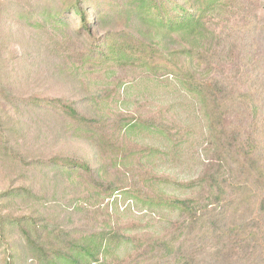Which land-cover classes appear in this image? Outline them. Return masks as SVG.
I'll list each match as a JSON object with an SVG mask.
<instances>
[{
    "label": "rangeland",
    "instance_id": "obj_1",
    "mask_svg": "<svg viewBox=\"0 0 264 264\" xmlns=\"http://www.w3.org/2000/svg\"><path fill=\"white\" fill-rule=\"evenodd\" d=\"M126 1L0 0V118L2 131L22 154L19 161L0 151V222L39 215L49 231L58 232L61 248L72 238L85 242L95 233L114 232L145 246L171 240L175 250L194 253L201 264H264V0H234L230 8H217L211 15L212 47L219 63L190 67L203 83L225 80L236 100L251 95L248 105L237 100L227 117L241 132L244 150L257 148L248 161L241 152L234 158L222 152L197 92L162 72L92 54L107 36L140 28L119 16ZM75 2L84 8L87 30L69 11ZM162 46L190 48L182 39ZM108 47L101 49L110 52ZM53 99L105 119L109 129L103 138L90 139L59 108L47 105ZM129 123L139 126L124 130ZM60 158L89 163L93 176L52 162ZM24 187L34 195L14 196ZM148 197H208L214 203L210 232L204 238L199 229L183 234L180 213L150 206ZM9 228L0 232V264H7L11 251L16 264H31L23 234ZM225 248L235 255L232 262L214 257ZM139 254L126 242L115 253L128 263ZM147 257L141 264H158V258Z\"/></svg>",
    "mask_w": 264,
    "mask_h": 264
},
{
    "label": "trees",
    "instance_id": "obj_2",
    "mask_svg": "<svg viewBox=\"0 0 264 264\" xmlns=\"http://www.w3.org/2000/svg\"><path fill=\"white\" fill-rule=\"evenodd\" d=\"M233 4L234 0H127L124 7L119 10V16L126 19L129 27L140 28L129 31L123 30L113 36H107L105 41H102L97 47H92L91 51H93L92 54L101 59L107 60L113 56L114 60L118 62L143 67L150 73L162 72L164 75L173 76L183 87L197 92L207 111L214 138L218 140L219 145L222 144V152H225L230 158L238 156L241 152L248 161L256 156L257 148L249 151L244 150L245 144L240 142L241 132H237L235 127L230 125L227 117L231 106L237 100L243 105H248L251 102L249 100L251 95H241L236 100L233 96L234 93H231L225 84V80L214 77L210 79V83H203L201 82L202 79H198L193 71L196 63L208 67L219 63L220 54L212 47V42H214L212 37L215 35V30L211 15L217 8H230ZM129 5H133V8L129 9ZM70 10L75 11L81 17L83 24L81 29L87 30L88 21L81 3H73ZM143 28H148V31H144ZM157 33H163L161 39L157 38ZM174 34H178V37H175ZM180 39L183 43L190 45V48H183L185 52L164 50L162 45L165 41L177 43ZM103 45H108L110 52L103 51L101 49ZM191 66H193L192 69H190ZM2 73L3 68L0 64V77ZM1 82L0 80V84ZM47 105L59 108L63 116L73 122L78 129L82 128L90 139L103 138V133L109 129L105 119L98 116L88 117L77 107L64 102L62 99L50 100ZM1 120L0 118V138L3 137V140L0 151L10 155L11 159L20 161L22 154L10 144L9 136L2 131ZM139 122L142 123L143 121ZM127 126L124 129L126 131L139 125L129 123ZM167 135L174 136L168 131ZM236 140L240 144L236 145L235 143L233 145L232 143ZM52 162L56 166L67 167L68 170L77 174L80 172L79 174L93 176L91 166L87 162H75L62 158L60 161L54 159ZM24 164L30 165L27 162ZM218 186L220 191L224 193L225 191L221 189L220 184ZM29 189L24 187L14 191L16 192L14 196L30 198L34 193ZM12 192L10 191V194ZM148 198L150 206L165 205L180 213L182 223L178 228L183 234L186 232L189 235L199 229V238H204L203 236L210 232L209 218L214 203L208 197L202 200L195 198L183 200L163 197ZM5 220L6 222H4ZM5 220L0 222L1 234H5L10 229L9 227L19 229L23 234L27 249L32 253L29 257L31 264H60V262L67 264H141L150 260L147 256L158 258V264L200 263L197 255L194 253L191 255L182 254L181 250H175L173 241L167 239H157L145 246L133 237H121L119 233L114 232H98L92 236V240L87 239L85 242L75 238H72L70 242L64 241L63 243L67 244L66 248H61L59 245L61 238L58 232L49 231L46 221L39 215L36 217L20 216L16 219L7 216ZM67 236L71 237V234H67ZM231 238L230 236L229 239ZM122 242L133 244L135 250L141 255L139 254L135 260H130L131 263L117 257L115 255L116 249ZM11 252L5 256L7 264H16L15 254ZM214 257L232 262L235 255L229 253L225 248L224 251H219ZM244 258L246 257L244 256L241 261H244Z\"/></svg>",
    "mask_w": 264,
    "mask_h": 264
}]
</instances>
